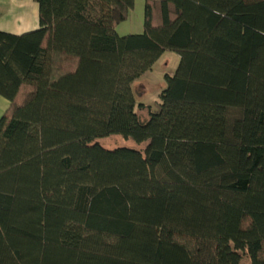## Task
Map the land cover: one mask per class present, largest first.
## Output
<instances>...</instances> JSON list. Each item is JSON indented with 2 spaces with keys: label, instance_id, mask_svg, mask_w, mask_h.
<instances>
[{
  "label": "trees",
  "instance_id": "obj_1",
  "mask_svg": "<svg viewBox=\"0 0 264 264\" xmlns=\"http://www.w3.org/2000/svg\"><path fill=\"white\" fill-rule=\"evenodd\" d=\"M34 2L0 32V264H264V0H145L124 36L134 0Z\"/></svg>",
  "mask_w": 264,
  "mask_h": 264
},
{
  "label": "rangeland",
  "instance_id": "obj_2",
  "mask_svg": "<svg viewBox=\"0 0 264 264\" xmlns=\"http://www.w3.org/2000/svg\"><path fill=\"white\" fill-rule=\"evenodd\" d=\"M144 2L145 0H134L133 9L129 12L127 19L117 26L116 33L119 36L139 34L135 33L138 29H141L139 31L142 32ZM178 63L179 57L177 54L170 51L164 52L159 60L153 65L151 70L133 84L132 88L136 93V103L141 102L143 105L149 106L153 111L157 110L160 104V94L166 87L164 76L167 75L171 77L174 74ZM143 113L144 112H142V114ZM98 143L107 149H113L115 147H130L143 150L144 148L143 146L136 147L130 142H124L119 137H110L98 141Z\"/></svg>",
  "mask_w": 264,
  "mask_h": 264
},
{
  "label": "crops",
  "instance_id": "obj_3",
  "mask_svg": "<svg viewBox=\"0 0 264 264\" xmlns=\"http://www.w3.org/2000/svg\"><path fill=\"white\" fill-rule=\"evenodd\" d=\"M37 30H39L38 6L34 0H0V32L21 36ZM139 30L141 29L135 33H140ZM8 107L9 102L0 95V118Z\"/></svg>",
  "mask_w": 264,
  "mask_h": 264
}]
</instances>
